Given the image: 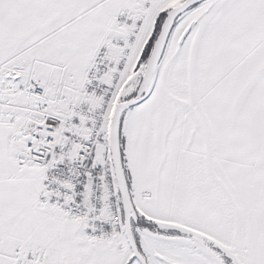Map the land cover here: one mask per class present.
I'll return each instance as SVG.
<instances>
[{"label": "snow or ice", "instance_id": "snow-or-ice-1", "mask_svg": "<svg viewBox=\"0 0 264 264\" xmlns=\"http://www.w3.org/2000/svg\"><path fill=\"white\" fill-rule=\"evenodd\" d=\"M0 264H264V0H0Z\"/></svg>", "mask_w": 264, "mask_h": 264}]
</instances>
